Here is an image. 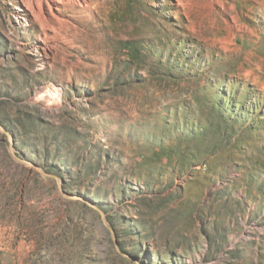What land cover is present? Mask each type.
Instances as JSON below:
<instances>
[{"label": "rangeland", "instance_id": "rangeland-1", "mask_svg": "<svg viewBox=\"0 0 264 264\" xmlns=\"http://www.w3.org/2000/svg\"><path fill=\"white\" fill-rule=\"evenodd\" d=\"M0 264H264V0H0Z\"/></svg>", "mask_w": 264, "mask_h": 264}, {"label": "bare ground", "instance_id": "bare-ground-1", "mask_svg": "<svg viewBox=\"0 0 264 264\" xmlns=\"http://www.w3.org/2000/svg\"><path fill=\"white\" fill-rule=\"evenodd\" d=\"M57 8L59 9V5L57 4ZM27 9L31 12V13H36L37 12V9L35 7V5H33V3L30 1V2H27ZM40 9V8H38ZM41 12L43 13V10H41ZM40 12V13H41ZM236 20V19H235ZM237 21V20H236ZM235 37V36H234Z\"/></svg>", "mask_w": 264, "mask_h": 264}]
</instances>
